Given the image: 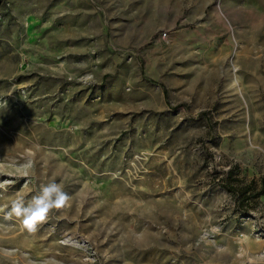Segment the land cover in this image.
I'll return each mask as SVG.
<instances>
[{"label":"rangeland","instance_id":"374dc122","mask_svg":"<svg viewBox=\"0 0 264 264\" xmlns=\"http://www.w3.org/2000/svg\"><path fill=\"white\" fill-rule=\"evenodd\" d=\"M261 191L264 0H0V264H264Z\"/></svg>","mask_w":264,"mask_h":264},{"label":"clouds","instance_id":"9594fccd","mask_svg":"<svg viewBox=\"0 0 264 264\" xmlns=\"http://www.w3.org/2000/svg\"><path fill=\"white\" fill-rule=\"evenodd\" d=\"M69 200V195L63 191L62 186L56 181L41 185L37 195L25 204L23 198L11 203L9 216L15 215L21 219V225L29 232H35L43 224L48 214L53 209L64 207Z\"/></svg>","mask_w":264,"mask_h":264},{"label":"trees","instance_id":"16d2710c","mask_svg":"<svg viewBox=\"0 0 264 264\" xmlns=\"http://www.w3.org/2000/svg\"><path fill=\"white\" fill-rule=\"evenodd\" d=\"M246 193H247V191H244V190L241 192L242 196L246 195ZM263 193H264V191L258 192L255 196H258V195L263 194Z\"/></svg>","mask_w":264,"mask_h":264}]
</instances>
